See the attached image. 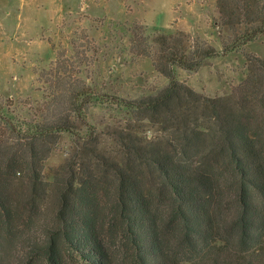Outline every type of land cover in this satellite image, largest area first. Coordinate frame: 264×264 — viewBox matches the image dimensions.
Instances as JSON below:
<instances>
[{
    "label": "trees",
    "instance_id": "obj_1",
    "mask_svg": "<svg viewBox=\"0 0 264 264\" xmlns=\"http://www.w3.org/2000/svg\"><path fill=\"white\" fill-rule=\"evenodd\" d=\"M216 6L232 31L220 49L184 29L130 24V52L169 78L156 94L78 89L55 97L46 121L0 101V264H264V57L245 53L247 73L227 95L175 76L264 34V0ZM94 100L140 112L153 139L102 148L87 119ZM62 131L74 148L46 181L43 161Z\"/></svg>",
    "mask_w": 264,
    "mask_h": 264
},
{
    "label": "rangeland",
    "instance_id": "obj_2",
    "mask_svg": "<svg viewBox=\"0 0 264 264\" xmlns=\"http://www.w3.org/2000/svg\"><path fill=\"white\" fill-rule=\"evenodd\" d=\"M134 21L149 31L184 29L217 49L232 33L219 24L216 0H0V101L18 117L46 121L56 116L49 109L55 97L74 90L94 98L158 93L169 78L151 57L130 52ZM246 52L264 57V34L197 70L176 67L175 76L208 96L230 94L247 73ZM86 112L99 145L113 153L156 133L152 121L122 104L94 100ZM73 148L74 134L60 132L43 161L44 180H52Z\"/></svg>",
    "mask_w": 264,
    "mask_h": 264
}]
</instances>
